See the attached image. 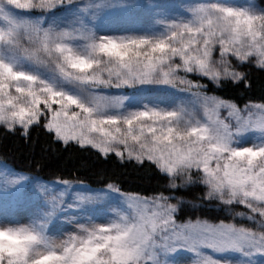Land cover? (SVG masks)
Wrapping results in <instances>:
<instances>
[{"label": "snow or ice", "instance_id": "1", "mask_svg": "<svg viewBox=\"0 0 264 264\" xmlns=\"http://www.w3.org/2000/svg\"><path fill=\"white\" fill-rule=\"evenodd\" d=\"M253 72L264 0H0V129L156 181L0 162V264H264V96L208 94Z\"/></svg>", "mask_w": 264, "mask_h": 264}, {"label": "trees", "instance_id": "2", "mask_svg": "<svg viewBox=\"0 0 264 264\" xmlns=\"http://www.w3.org/2000/svg\"><path fill=\"white\" fill-rule=\"evenodd\" d=\"M252 91L228 87L221 91L208 83V94L232 99L242 107L249 99L259 101L264 96V74L252 73ZM0 162H6L26 174L38 176L43 181L59 178L82 180L92 188L101 187L105 180L117 184L125 192H136L141 195L152 194L156 187L155 179L150 174L131 166L121 167L116 160L104 161L97 158L94 152H82L76 148L67 151L58 145L49 146V139L42 132L34 130L32 141H24L18 135H6L0 129ZM236 208L235 211H242ZM239 218L237 217V221ZM229 222L231 219H229Z\"/></svg>", "mask_w": 264, "mask_h": 264}, {"label": "rangeland", "instance_id": "3", "mask_svg": "<svg viewBox=\"0 0 264 264\" xmlns=\"http://www.w3.org/2000/svg\"><path fill=\"white\" fill-rule=\"evenodd\" d=\"M235 2H239V0H235ZM223 115H226V113H222V116ZM41 180V179H40ZM42 182H46V181H43V180H41Z\"/></svg>", "mask_w": 264, "mask_h": 264}]
</instances>
